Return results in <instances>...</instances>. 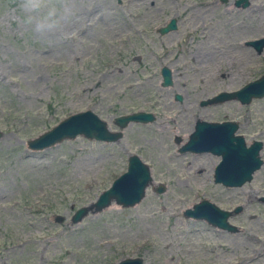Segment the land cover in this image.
I'll list each match as a JSON object with an SVG mask.
<instances>
[{"label": "rangeland", "instance_id": "374dc122", "mask_svg": "<svg viewBox=\"0 0 264 264\" xmlns=\"http://www.w3.org/2000/svg\"><path fill=\"white\" fill-rule=\"evenodd\" d=\"M248 2L49 0L41 15L51 12L58 26L40 33L19 0H0V264H115L126 256L142 264H264V95L199 103L264 71V42L259 52L245 43L264 35V0ZM170 17L176 27L158 32ZM87 108L109 129H119L116 115L136 110L154 118L127 122L114 141L77 134L38 150L26 146ZM196 118L235 120L246 143L262 141L263 161L249 180L214 182L218 155L178 150ZM132 152L152 179L140 200L111 201L71 222ZM201 198L239 206L227 217L234 228L182 213Z\"/></svg>", "mask_w": 264, "mask_h": 264}, {"label": "water", "instance_id": "95a60500", "mask_svg": "<svg viewBox=\"0 0 264 264\" xmlns=\"http://www.w3.org/2000/svg\"><path fill=\"white\" fill-rule=\"evenodd\" d=\"M248 0H235V5L245 6ZM176 27L175 18L170 17L167 22L157 28L160 33L167 32ZM264 42V36L247 40L256 52H259ZM161 84L171 83V71L166 65L159 68ZM264 95V71L257 77L249 80L233 90H221L216 94L202 99L200 104L214 103L228 98L237 99L240 103H248L252 98ZM179 99L180 95L175 94ZM152 112L136 110L116 115L113 122L119 129H109L106 121L90 109L78 110L69 113L49 128L25 141L31 150H38L59 142L64 138H72L80 134L89 139L114 141L121 136V130L129 121L147 122L153 120ZM237 123L234 120H204L196 118L193 130L187 140L178 147L179 151H209L219 156L213 166L212 179L225 186L240 185L249 180L252 173L262 163L259 151L262 141L251 139L246 143L240 133H235ZM178 137L176 138V140ZM149 166L138 154L132 152L127 155L125 169L115 176L110 184L98 193L96 198L85 205L76 207L70 214V221H79L88 211L95 212L106 207L111 201L120 206H131L138 202L144 194L145 187L151 183ZM154 190L161 192L164 185L158 183ZM264 200V196L261 198ZM239 209L232 210L218 207L206 198L193 202L191 207L182 211L185 216L202 218L217 227L233 229L234 226L227 221V217ZM115 264H142L140 256H126L118 259ZM239 264V263H232Z\"/></svg>", "mask_w": 264, "mask_h": 264}, {"label": "clouds", "instance_id": "9594fccd", "mask_svg": "<svg viewBox=\"0 0 264 264\" xmlns=\"http://www.w3.org/2000/svg\"><path fill=\"white\" fill-rule=\"evenodd\" d=\"M49 0H19V7L26 14V23L34 24L36 32H44L58 26V21L52 19V13L41 15Z\"/></svg>", "mask_w": 264, "mask_h": 264}, {"label": "flooded vegetation", "instance_id": "af4514ba", "mask_svg": "<svg viewBox=\"0 0 264 264\" xmlns=\"http://www.w3.org/2000/svg\"><path fill=\"white\" fill-rule=\"evenodd\" d=\"M220 1H227V0H220ZM230 1H231V4H232V5H234V6H240V5H235V0H230ZM248 3H249V2H248ZM248 3H247V4H248ZM247 4H246V5H247ZM246 5H245V6H246ZM253 48H254V47H253ZM254 50H255V48H254ZM255 51H256V50H255ZM222 120H224V119H222Z\"/></svg>", "mask_w": 264, "mask_h": 264}, {"label": "bare ground", "instance_id": "6f19581e", "mask_svg": "<svg viewBox=\"0 0 264 264\" xmlns=\"http://www.w3.org/2000/svg\"><path fill=\"white\" fill-rule=\"evenodd\" d=\"M167 118H169V117H167ZM217 230H218V229H217ZM245 238H246V239H249L250 237H249V236H245Z\"/></svg>", "mask_w": 264, "mask_h": 264}]
</instances>
